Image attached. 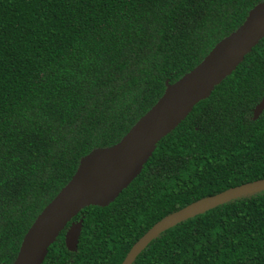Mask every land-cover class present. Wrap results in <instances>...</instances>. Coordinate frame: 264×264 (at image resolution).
Masks as SVG:
<instances>
[{"label":"trees","instance_id":"obj_1","mask_svg":"<svg viewBox=\"0 0 264 264\" xmlns=\"http://www.w3.org/2000/svg\"><path fill=\"white\" fill-rule=\"evenodd\" d=\"M263 1L0 0V264L14 263L81 159L117 144ZM263 97L264 38L115 200L80 210L43 264H121L164 217L264 180V110L253 119ZM132 264H264V190L161 232Z\"/></svg>","mask_w":264,"mask_h":264},{"label":"water","instance_id":"obj_2","mask_svg":"<svg viewBox=\"0 0 264 264\" xmlns=\"http://www.w3.org/2000/svg\"><path fill=\"white\" fill-rule=\"evenodd\" d=\"M262 38L264 1L255 6L243 24L221 40L195 69L169 86L156 104L117 144L109 149H97L81 159L73 178L28 229L13 264H43L50 245L82 208L105 206L115 200L140 173L153 146L173 131L195 104L207 98L212 89L240 64ZM263 110L264 97L254 107L253 119H257ZM260 190H264V180L244 183L198 200L164 217L132 246L121 264H132L145 246L161 232L231 199ZM200 202L207 203L205 208L192 214H181ZM171 219L177 220L156 229L159 224ZM79 229L78 224H72L65 232V245L69 251L77 247Z\"/></svg>","mask_w":264,"mask_h":264},{"label":"bare ground","instance_id":"obj_3","mask_svg":"<svg viewBox=\"0 0 264 264\" xmlns=\"http://www.w3.org/2000/svg\"><path fill=\"white\" fill-rule=\"evenodd\" d=\"M207 203L205 202H200V203H197V204H194L192 206H190L189 208H187L186 210H184L181 214L183 215H187V214H192L200 209H203L205 208V205ZM176 218V217H175ZM177 219H171L169 222L168 220H165L164 222H162L161 224H159L156 229H161V228H164L166 226H168L169 224H172L173 222H175ZM155 230V229H154Z\"/></svg>","mask_w":264,"mask_h":264}]
</instances>
